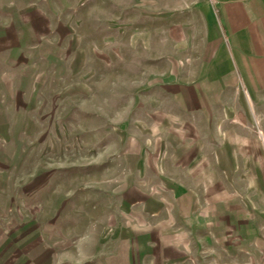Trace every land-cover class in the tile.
<instances>
[{
  "label": "rangeland",
  "instance_id": "obj_1",
  "mask_svg": "<svg viewBox=\"0 0 264 264\" xmlns=\"http://www.w3.org/2000/svg\"><path fill=\"white\" fill-rule=\"evenodd\" d=\"M201 6L0 0V264L111 253L116 229L146 233L147 200L176 183L208 230L236 211L264 237V113L240 80L208 112L185 98L211 39Z\"/></svg>",
  "mask_w": 264,
  "mask_h": 264
},
{
  "label": "crops",
  "instance_id": "obj_2",
  "mask_svg": "<svg viewBox=\"0 0 264 264\" xmlns=\"http://www.w3.org/2000/svg\"><path fill=\"white\" fill-rule=\"evenodd\" d=\"M195 2L202 4L196 10L198 34L211 39L201 50L202 70L196 73V79L191 78L196 89L194 93L189 90L192 95L187 90L185 98L198 99L197 105L202 104L201 108L208 112L210 100L219 95L223 98L227 87V98L235 99L230 84L240 80L244 95L253 100L258 113H264V0ZM185 191L180 183L157 188L143 208L148 215L147 232L134 231L118 237L116 229L114 238H109L113 251L95 253L96 259L87 264H264V237L253 242L256 226L251 220H239L236 211L232 218L228 214L225 233L219 222L222 217L213 214L216 220L212 218L208 230L203 208L187 213ZM240 224L242 234L236 229ZM254 233L259 235L261 231L256 229ZM126 240L134 244L136 253L124 250L122 242Z\"/></svg>",
  "mask_w": 264,
  "mask_h": 264
}]
</instances>
